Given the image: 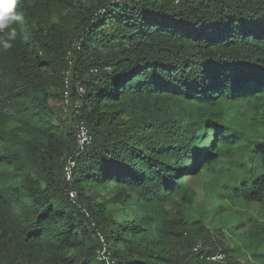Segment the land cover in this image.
<instances>
[{
	"label": "trees",
	"instance_id": "16d2710c",
	"mask_svg": "<svg viewBox=\"0 0 264 264\" xmlns=\"http://www.w3.org/2000/svg\"><path fill=\"white\" fill-rule=\"evenodd\" d=\"M92 1L18 0L14 9L26 43L15 50L13 67L34 73L38 93L30 114L49 125L70 71L71 97L80 100L71 121H83L91 142L79 153L75 129L60 128L46 148L19 145L34 146L45 186L24 181L35 209L19 234L0 213V264H220L199 257L217 252L225 264H241L234 249L264 261V220L246 213L239 246L230 249L205 236L201 221L194 233L197 222L181 211L197 203L199 180L201 200L264 209V150L256 147L264 136V0ZM67 7L75 13L71 26L50 22ZM43 67L60 94L49 92ZM76 86L83 90L78 96ZM15 89L0 85V129ZM56 144L68 150L64 162ZM18 153L0 145V163L17 164ZM69 159L75 166L67 182ZM111 184L150 210L110 215L92 188ZM68 190L77 193L75 201ZM89 233L94 239L82 246L79 235ZM161 239L169 249L156 250Z\"/></svg>",
	"mask_w": 264,
	"mask_h": 264
},
{
	"label": "rangeland",
	"instance_id": "374dc122",
	"mask_svg": "<svg viewBox=\"0 0 264 264\" xmlns=\"http://www.w3.org/2000/svg\"><path fill=\"white\" fill-rule=\"evenodd\" d=\"M92 2V0H84L86 6H89ZM74 16L73 8L67 7L66 9L53 12L50 16V22L63 23V20H65L67 25L71 26ZM12 27L17 32L16 39L9 41L12 47L3 50L2 45H0V85L5 84L10 86L11 89L16 86V89L9 107V120L6 123V127L0 129V145L5 147L8 152L18 153L20 150V153H18L17 164L0 163V196L4 199V201L0 200V213L4 216L11 230L19 234L24 223L33 215L34 208L26 197L24 181L30 178L38 181L41 188L45 186L44 178L41 177L35 168L34 146L29 145L27 149H21L19 145L23 142H30L36 145L39 143L42 148H46L48 145L47 139L53 138V135L58 137V133L61 131L60 128H64L67 132H73L75 124L71 121L69 109L67 108L68 112H65L62 102L59 100L53 101L54 109L49 112V125H45L44 119L42 121L36 120L30 114V111L33 113L36 110L35 106L38 105V95L35 94L37 92L31 86V83L35 80V75L34 73L26 72L22 68L16 69L13 67L18 62V60H15V50L21 51L26 40L24 39V31L20 20ZM7 31L5 29L0 32V40L6 39L5 32ZM25 56L26 59L31 61V65L35 63L32 55L25 53ZM68 57H70V53ZM40 70L43 74L42 80L47 79L49 82V92L60 94L61 85H56L52 72L47 67H43ZM24 89H28L29 93L28 91L24 92ZM18 92H21V94ZM24 93L26 94L24 95ZM172 109H174L173 106ZM56 145L55 150L60 153V160L64 162L68 158V150L60 144ZM256 147L264 150V136L260 137ZM194 188L199 192L197 203L193 206H183L181 211L187 220L190 218L197 222L193 229L194 233L201 228L198 224L201 221L205 228L202 233L213 242L222 240L230 249L234 246H239V234L246 230L244 226L242 227L245 214L249 213L251 216L257 217L258 220H264V209L257 212L254 205L246 207L240 201L230 204L220 199L201 200L204 191L201 180L195 182ZM92 191L96 193V201L101 202L105 206L106 211L114 217L123 215L121 209L124 210V214L131 216L132 213L142 215L151 208V206L145 204H138L133 197L127 200L114 184H111L110 188L95 186ZM217 205L221 206L222 209H216ZM46 230L50 234L54 232V227L46 226ZM93 239L94 237H91L90 233L87 235L82 234L78 237L82 246L90 244ZM198 242L201 243L196 245L200 244L202 246L203 242ZM48 246L49 244L47 243V247L44 246V248L47 249ZM157 246L156 250L169 249V242L161 239ZM234 250L232 257L241 264H264V261H257L250 253H246V256H244L242 254L243 250Z\"/></svg>",
	"mask_w": 264,
	"mask_h": 264
},
{
	"label": "built area",
	"instance_id": "2783aa9c",
	"mask_svg": "<svg viewBox=\"0 0 264 264\" xmlns=\"http://www.w3.org/2000/svg\"><path fill=\"white\" fill-rule=\"evenodd\" d=\"M111 1L115 3H122L128 0H111ZM71 74L72 73L70 71L67 72L63 80L61 102H62V106L64 107V110H67L68 108L70 112H74L79 108L80 100L78 98L71 97V85H72ZM82 92H83L82 88L76 86V95L78 96L82 94ZM75 134H76L77 150L80 153V151L91 142V136L83 121L75 122ZM74 166H75V161L72 159L67 160L64 165L63 176L67 182H70L72 179ZM67 194L70 200L75 201L77 199V193L74 190H68ZM200 247H201L200 244L193 247L192 251L195 255L200 254ZM199 257L200 259L206 262L225 264V254L222 252H217L215 254L203 253L200 254Z\"/></svg>",
	"mask_w": 264,
	"mask_h": 264
},
{
	"label": "clouds",
	"instance_id": "9594fccd",
	"mask_svg": "<svg viewBox=\"0 0 264 264\" xmlns=\"http://www.w3.org/2000/svg\"><path fill=\"white\" fill-rule=\"evenodd\" d=\"M18 0H0V32L5 29L6 39L0 40L3 50L10 49L12 44L9 41L15 40L17 36L16 29L12 27L20 18L14 12Z\"/></svg>",
	"mask_w": 264,
	"mask_h": 264
}]
</instances>
